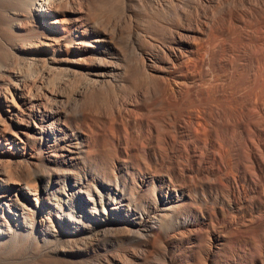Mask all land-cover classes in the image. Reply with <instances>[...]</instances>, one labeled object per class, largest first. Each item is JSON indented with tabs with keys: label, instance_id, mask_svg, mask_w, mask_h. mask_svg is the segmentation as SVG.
Returning <instances> with one entry per match:
<instances>
[{
	"label": "bare ground",
	"instance_id": "1",
	"mask_svg": "<svg viewBox=\"0 0 264 264\" xmlns=\"http://www.w3.org/2000/svg\"><path fill=\"white\" fill-rule=\"evenodd\" d=\"M0 9V250H6L21 240L36 242L49 239L51 245L43 255L69 264L68 261L78 259L85 261L88 253L84 247L91 243L103 251L98 264H125L116 258L118 243L112 239L114 235H110L112 238L109 236L113 228H130L134 235L138 232L152 234L155 231L157 234L165 231L168 219L178 214L176 205L185 200L192 206H201L208 200L215 204H225L228 212L222 224L229 230L247 227L252 223L264 226V0H226L225 6L218 7V16L213 20L212 27L216 36L206 38V43L212 46L211 55L207 59H204L205 54L198 55L200 66L207 65L211 73L228 86L225 97L219 94L218 89L212 88L210 118L215 139L209 157L211 165L206 166L194 149L191 150L192 160L202 168L178 171L180 177L189 182L180 189L163 178L161 184L164 192L150 210L140 208V195L129 193L126 184L122 185L126 180L121 183L116 178L111 182L95 172L84 173L79 170L81 163L84 165L85 154L95 150L97 144L102 147L100 137L103 126L100 128L98 125V114L83 115L85 104L104 88L131 90L130 73H146V69L165 76L162 78L164 86L160 90L163 96L159 91L149 93L151 104L152 99L170 95L183 98L184 88L188 85L198 100L205 98V86L202 87L194 74L189 73V60L186 61V56L196 54L200 47H197V42L187 39L188 34L194 30L185 27L182 32L171 37L170 44L157 47L154 55L146 53L145 64L140 67L135 63L130 64L126 55L129 53H125L133 46L135 36L129 34L125 40L117 23L105 21L102 14L94 10L92 0H3ZM219 38L224 40L222 47ZM167 50L169 57L163 55ZM31 71L34 73L31 74ZM148 80H142L141 86L136 85L137 90L133 95L135 99L143 97L147 100ZM122 109L125 110L124 107ZM120 110L116 117V114L113 115L115 121L120 119ZM194 112L192 116L198 118L199 113ZM111 120L108 119L110 127L105 133L112 135L115 127L112 129L111 126L116 125ZM178 122L181 124L182 120ZM219 134L226 146L219 142ZM115 136L112 137L115 139ZM34 145H37L41 154L40 161L35 156ZM52 147L55 151L52 150L50 154ZM121 151L124 154L127 150ZM39 164L45 169H51L56 178L51 181L53 187L45 189L38 200L32 198L35 185L33 187L30 182L34 169L40 168ZM203 172H211L212 186L215 188L221 176L224 177L230 187L228 194L219 195L212 187L210 190L201 188V191L193 188L191 180ZM138 174L142 180L137 194H144L149 188L146 184L149 182L148 177L141 172ZM66 185L71 193L60 208H53L51 196L54 189H63ZM100 186L102 191L99 190ZM20 192L29 198L35 208L17 201L15 195ZM236 196L240 197V203L235 201ZM26 207L35 210L28 211ZM137 213L141 214L139 220L136 219ZM200 223L205 224L202 215L200 220L198 215L191 212L185 215L182 226L194 229L183 238L184 242L195 244L203 238L198 234ZM168 227L170 229L173 226ZM168 237L170 242V235ZM224 239L220 234L214 236L216 243ZM261 239L264 241V236L258 234L254 243L262 244L257 248L253 244L250 246L253 249L249 254L252 264H264V242ZM146 250L144 246L137 254L130 253L133 260L129 262L142 264ZM127 255L129 253L124 252V258L128 260L130 257L127 258ZM30 264L48 262L46 258H38Z\"/></svg>",
	"mask_w": 264,
	"mask_h": 264
},
{
	"label": "rangeland",
	"instance_id": "2",
	"mask_svg": "<svg viewBox=\"0 0 264 264\" xmlns=\"http://www.w3.org/2000/svg\"><path fill=\"white\" fill-rule=\"evenodd\" d=\"M5 1L6 0H4V2ZM92 1H93V8H95L94 10L95 11L97 10V13L99 15L102 14L101 17L105 21L110 20V21H114L113 23H117V26L121 28L122 35L125 40L129 38L130 36L129 34L131 35L133 34L135 36L133 46L131 45V47L125 51V53L127 51L129 53V54L126 53V55L128 56V60H130L129 61L130 64L135 63L136 65L143 67L146 60L145 59L146 53H148L149 55H154V53L157 52V47L170 44L171 37L179 32H182V29H184L185 27L187 29L194 30L193 32H190V34H188L189 37L187 39L191 42H195V43L197 42L198 43V44L196 43L197 47L200 46L198 47V52H196V54L195 53L188 54L186 51L185 52L188 54V56H186V61L189 60L188 61L189 65L187 64L189 66L188 68L189 73L194 74L195 79L197 78L196 81L197 82L199 81L198 83L202 87L205 86V88L203 87V89H205L206 92L205 98H200L201 100L200 99L198 100L195 94L192 92L191 86L188 85V87L184 88L185 93H183L184 94L183 98H177L170 95V96L162 97L164 98V100L162 98H159L157 100L152 99L153 102L151 104L150 103L151 100L149 99V95L151 93H153L154 91L156 92L159 91V94L163 96L160 90L164 86L162 78H164L165 76L146 69V73L144 72L145 75L144 73H138V72L137 74L130 73L131 86H129V88H131V90L130 89H128L127 91L115 90L116 91L115 92L111 88H106V89L104 88V90L102 89L101 92H99L98 94L99 96L97 95L95 97L94 95V97L87 100L85 104V110H84L85 113L83 115L86 116L92 113L93 115L98 114L97 116L98 125L99 127L103 126L102 128L100 127L101 128L100 142L103 148L100 146V144H97L98 147L94 148L95 150L88 151L83 159L84 165L82 166L81 163V165L79 166V170L83 171L84 173L95 172L99 174L100 177L103 178L104 180L107 181L110 180L111 182H114L116 178L119 179L121 183L123 182V180H126L127 182L126 183L123 182L122 185L126 184V188L129 193L138 196L140 195L138 199V203L141 204L140 208L144 210H150L154 208L156 201L159 198V195L162 192H164L163 186L161 184L163 178H167L166 181L167 183H169L170 180L171 185H174L178 189H180V187H184V186L186 187L188 185L187 183L189 182L186 179L181 178L179 172L186 171V169L200 170L202 168L198 166L195 161L192 160L191 150L194 149L196 154L199 155L198 158L200 157L199 159L202 158L201 160L205 161L204 163L206 166L210 167L211 165L210 163L211 161L209 157L215 139L214 129L210 118L211 117L210 110H211L212 98H213L212 93L215 89H218L219 94L225 97L227 93L226 89H228V86L222 79L217 77L216 74L211 73V69H209L207 65L205 66L204 64L202 65L203 67L200 66L198 55L199 53L205 54L204 59H207V57L209 58V56L211 55L210 51L212 46H210L211 44L209 42H208L209 44L206 42L208 36L210 38L213 35L216 36V34L213 33L214 31L212 28L213 20L216 19L218 16L217 15L218 7L225 6L226 0H220V1L219 0H200V1L199 0H92ZM2 3L3 0H1L0 5ZM85 12L91 14V12L90 13L88 11ZM66 17L69 18L67 14ZM111 17H113V19ZM195 30L198 32H196ZM200 40L202 41L205 40L203 41L205 42L204 45L202 41L199 42ZM219 41L221 42L220 46L221 45L223 46L224 44L223 38H219ZM202 46L204 50L202 49ZM199 48L202 51H200ZM120 49L124 50V48H120ZM163 55L165 57L166 56L169 57L168 50L165 51V54ZM128 71H130L129 67H128ZM207 71H208L207 73L208 75L206 74L205 76V72ZM32 72L34 73V71H31L30 73L33 74ZM138 76H140L139 79H137ZM141 79L146 81L149 79L147 83L149 85L148 87H151L148 88L146 85L148 90V95H147L148 97L146 101L143 97H141V99L140 97L138 99H135L133 96L134 91L137 90L136 85L141 86L140 84L142 82ZM108 104L111 105L109 106ZM123 107L125 110L122 109ZM119 109H121L120 119L115 121V117L118 115ZM100 111L102 112L101 114ZM113 111L116 113H114ZM193 112L195 114L199 113L197 114L198 118L192 116ZM114 114H116L115 117L113 116ZM156 114L157 115L159 114L158 117L156 116ZM121 117H123L124 120H121L123 119ZM110 118H113V120H111ZM125 118L126 119L128 118L129 122ZM142 118L144 119V121H142L143 120ZM108 119L111 120V122L115 121L114 125L116 126L113 125L111 126L112 129L115 127L113 129L114 131L112 130L113 131L112 135L109 134L108 132L105 133L108 127H110V125L108 124ZM140 119L142 120L140 121ZM147 120L149 124L147 123ZM181 120L183 123L181 122L180 124L178 121ZM117 123L120 124L121 126L118 125ZM179 125L181 126L179 127ZM160 126H164V127L166 126V127L162 128ZM164 132H166V135ZM114 135H116L115 137L117 138L114 139V137H112ZM157 137L161 139L159 140ZM218 139H220L219 142L223 144V146H226L225 141L223 140L221 134L218 135ZM36 146L34 145V148ZM142 148H145L144 151L140 150ZM121 149L124 151L127 150L126 151L127 153L125 152L123 154ZM52 150H54L53 147L50 149V154L53 153ZM40 155L41 154L39 153V150L36 147L35 156H37V158L39 159L38 161L42 160ZM38 167L37 168L40 170L36 168L34 169L35 173L33 171L34 174L32 177V182L30 183H32L31 184L32 186L35 185V187L33 186L34 189L32 192L34 193V196H32V198L39 200L41 199L42 194H44L45 189H48V187L51 186L53 187L52 185L53 183L51 184V181L54 179V177L56 178V175L54 174V172L51 171V169H45L42 164H39ZM138 172L144 173L148 177L149 182H146V184L149 185V188L147 191H144V194L143 193L137 194V192L139 191V187H141V180H142V177H138L139 176ZM81 174L82 176L84 175L83 173ZM175 177L178 178L175 179ZM223 178L221 176V179H219L220 182L218 183V186L215 188L214 186H212L214 184H213L211 172H203L199 174L195 179L193 178L191 180V184L193 183L192 186L193 188H196L197 191H201V188L203 189L208 188V190H210L212 187V190L215 189V191H217L219 195L228 194L230 187L229 184ZM222 179L223 181L221 182ZM224 182L227 185L221 184ZM220 184L223 186H221ZM219 186L220 189L218 190ZM99 190L102 191L103 188L100 186ZM53 193L54 194L51 196V202L53 204V208H60L61 205L65 202V200H67L69 194L71 193V189L68 188L66 185L65 188L63 189L60 187H58L56 190L54 189ZM242 194L243 191L241 195ZM15 197L17 201L20 202L21 204L23 203V205L34 207V205L31 204L29 198L26 197L24 193L20 192L19 195L17 194V196L15 195ZM238 198L240 197L236 196V200L235 198L234 200L240 203V200ZM205 202L201 206L199 205L192 206L186 200L184 202L178 203L176 205V211L178 214L176 215V217L169 218L167 221V224L168 223L169 224L164 226V228L166 227L168 228V229L166 228V230L168 231L167 233L165 232L166 230L163 228L165 231L162 230L160 232H157V234L154 231L152 234H145L142 232H138L135 233L134 235V233L130 228H126V227L124 228L123 226L120 227L115 226L112 230V234L110 233L109 236L114 235L113 238L111 236L110 237L118 243V245L116 243V245L118 246V247L116 246V248H118L116 250L118 252L116 254V258L121 259L122 261H124L125 264L126 263L134 264L135 262H129L133 260V256L131 258L130 253H132V255L137 254L140 251V249H143L145 246L147 250L144 251L145 259L142 264H252L250 262L252 259H250L249 254L252 253L253 249L250 246L251 244H253L257 248L260 246V244H262L259 242H255L256 243L255 244L254 241L257 240L258 234L264 236V226L261 225L259 226L256 225L255 223H252L250 225H247V227H238L236 229L233 228L229 230V228L228 229L225 228V226L222 224L223 222L222 220L228 212L227 206L225 204L221 205V203L215 204L209 200ZM73 204L74 206H76L75 201L73 202ZM29 207H26L28 211L35 210ZM190 212L192 214L198 215L199 220L201 219V215H202L205 220V224L200 223L198 225V231H199L198 234L201 235V238L202 237L203 238L198 243L195 244L194 243L190 244L183 241V238L187 235V233L194 229L192 227L182 226V222L183 219L185 218V215ZM140 215L141 214L138 213L136 214L137 220L140 219ZM170 225H172L173 227L169 229L168 226ZM216 234L222 235L223 238H225L226 240L224 239L222 242L216 243V241L214 240V236ZM169 235L171 237L170 242H169L170 239L168 237ZM261 240L263 241V239ZM48 241L51 242V240L48 239V240H37L36 242H34V240H28V241L21 240L17 243H14L13 245L7 247L6 250L4 249L0 250L1 251L0 264H30L32 260L34 261L35 259L38 258L40 259L43 258V260H45L46 258L48 264H64L62 260L59 261L57 259L43 255L44 252L51 245V243H48ZM36 243L37 245H35ZM96 246L97 245L87 243L86 246L84 247L85 252L88 253L86 255V260L80 261V259H78L76 261H68V263L91 264L92 262V264H98L99 259L101 258L100 255L103 253V251L97 248ZM217 247H219L220 249H218ZM28 248H31V250H29ZM126 251L129 253V255H127L128 256L127 258L130 257L129 258L130 260L124 258V252ZM22 254L25 256L23 257ZM126 260L128 262H126Z\"/></svg>",
	"mask_w": 264,
	"mask_h": 264
}]
</instances>
